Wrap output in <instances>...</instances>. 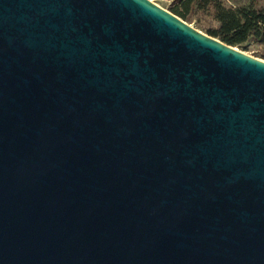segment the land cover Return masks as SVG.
<instances>
[{
  "label": "water",
  "instance_id": "95a60500",
  "mask_svg": "<svg viewBox=\"0 0 264 264\" xmlns=\"http://www.w3.org/2000/svg\"><path fill=\"white\" fill-rule=\"evenodd\" d=\"M0 264H264V59L152 0H0Z\"/></svg>",
  "mask_w": 264,
  "mask_h": 264
},
{
  "label": "trees",
  "instance_id": "16d2710c",
  "mask_svg": "<svg viewBox=\"0 0 264 264\" xmlns=\"http://www.w3.org/2000/svg\"><path fill=\"white\" fill-rule=\"evenodd\" d=\"M171 11L185 21L197 11L212 14L218 26L207 33L234 47L245 50L249 41L264 45V0H174ZM258 57L264 59V51Z\"/></svg>",
  "mask_w": 264,
  "mask_h": 264
},
{
  "label": "rangeland",
  "instance_id": "374dc122",
  "mask_svg": "<svg viewBox=\"0 0 264 264\" xmlns=\"http://www.w3.org/2000/svg\"><path fill=\"white\" fill-rule=\"evenodd\" d=\"M152 1L156 2L157 4H159L160 6L164 7L169 11H171V7L174 3V0H152ZM241 1H244L245 3L250 2V0H241ZM259 1L261 4L263 3V0H259ZM186 22H188L189 24H191L192 26H194L195 28L199 29L204 33L208 32L207 29L216 28L218 26V22L216 21L214 16L204 11H197L194 17ZM246 46L247 48L245 50L240 47L238 48L256 57L260 56L261 53L264 51V45L256 41H249L246 44Z\"/></svg>",
  "mask_w": 264,
  "mask_h": 264
}]
</instances>
